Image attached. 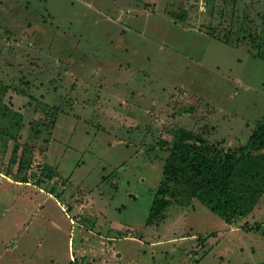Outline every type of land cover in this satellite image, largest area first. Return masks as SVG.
Masks as SVG:
<instances>
[{
    "label": "rangeland",
    "instance_id": "obj_1",
    "mask_svg": "<svg viewBox=\"0 0 264 264\" xmlns=\"http://www.w3.org/2000/svg\"><path fill=\"white\" fill-rule=\"evenodd\" d=\"M205 1L0 0V127L3 106L22 115L18 144L0 136V172L19 180L30 156L25 180L54 173L40 186L78 212L70 225L51 200L34 217L1 204L0 264L69 246L84 264H264V191L231 223L192 199L146 224L178 128L222 162L264 118V0Z\"/></svg>",
    "mask_w": 264,
    "mask_h": 264
},
{
    "label": "trees",
    "instance_id": "obj_2",
    "mask_svg": "<svg viewBox=\"0 0 264 264\" xmlns=\"http://www.w3.org/2000/svg\"><path fill=\"white\" fill-rule=\"evenodd\" d=\"M245 26L247 25L242 23L241 29L244 31ZM257 38L258 40L252 45L257 49V58L264 61V51L261 50L264 46V35H259ZM234 39L238 40V38ZM0 85H2L0 91L4 95L9 86L2 83ZM3 109L2 117L7 119V125L0 127V136L18 144L17 134L21 127L22 115L4 106ZM205 144L204 140L192 131L182 128L176 130L173 140L167 144L168 154L164 159L162 178L155 189L149 208L147 225L163 221L165 211L171 204L187 205L192 199L207 206L226 223H231L237 214H242L240 201L253 200L264 191V118L240 152L225 161L221 162L203 151H197L199 145ZM16 147L14 150L17 149ZM31 164L30 156L19 157L17 172L21 174V178L16 180L26 182L27 176L24 173ZM43 168L44 166L40 169L41 173L45 172ZM54 176V173L40 175L36 184L42 185V180L49 181ZM250 228L259 229L260 226L255 224Z\"/></svg>",
    "mask_w": 264,
    "mask_h": 264
},
{
    "label": "crops",
    "instance_id": "obj_3",
    "mask_svg": "<svg viewBox=\"0 0 264 264\" xmlns=\"http://www.w3.org/2000/svg\"><path fill=\"white\" fill-rule=\"evenodd\" d=\"M0 177L4 178L8 183H11L12 185H17L18 187H22V186H29L31 187L33 190H18V189H14V188H10L9 185L8 188L6 190L1 191L0 190V205L4 203V205L8 206V207H12L16 204V202L14 200L19 199L18 206L20 207V212H24L26 216L28 217H34L36 214H40L41 211L43 210V206L44 204L48 201L51 200L53 201L56 206L62 210V212L67 213V217L70 220L69 224H73V221L71 219V217L68 215L69 211H73L75 215H78L77 211L74 210V207L72 205H68L67 206V211H65L62 206H61V197L62 195L61 192L59 191H55V193H52V191L47 190L42 188L40 185L38 186V184L36 187H33L32 184L28 183V181L26 180V182L24 181H18L16 180L14 177L11 176V173L8 172L3 173L0 172ZM39 195V196H38ZM42 195V196H41ZM30 204V206H28V203ZM69 203V202H68ZM68 203H64V204H68ZM26 207H23V206ZM23 209V210H21ZM76 212V213H75ZM43 217L46 220V222H49L52 226H56V224L54 223V221L50 218V216H48L47 214L43 213ZM15 217H19V214H15ZM43 226V224L41 225ZM51 226V227H52ZM72 228V226H71ZM50 243V241H49ZM13 244H17V242L13 241ZM69 244V243H68ZM70 246L68 247V256H64V259H60V261L56 258H46L43 253H39L34 257L30 256L26 253L22 254V255H17L15 254L14 257H10V264H69L70 262L72 263L73 260H75L76 257H74L73 255V251H70ZM53 257V256H52Z\"/></svg>",
    "mask_w": 264,
    "mask_h": 264
},
{
    "label": "built area",
    "instance_id": "obj_4",
    "mask_svg": "<svg viewBox=\"0 0 264 264\" xmlns=\"http://www.w3.org/2000/svg\"><path fill=\"white\" fill-rule=\"evenodd\" d=\"M197 5L199 7V10L202 11V10H205V7H206V1L205 0H197ZM72 264H84L82 262H78V261H75L73 260L72 261Z\"/></svg>",
    "mask_w": 264,
    "mask_h": 264
}]
</instances>
